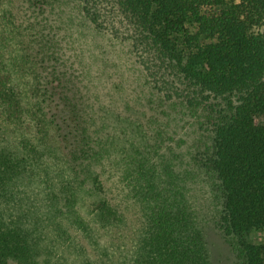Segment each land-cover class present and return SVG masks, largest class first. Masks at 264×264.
I'll list each match as a JSON object with an SVG mask.
<instances>
[{"label":"trees","instance_id":"16d2710c","mask_svg":"<svg viewBox=\"0 0 264 264\" xmlns=\"http://www.w3.org/2000/svg\"><path fill=\"white\" fill-rule=\"evenodd\" d=\"M261 232L264 0H0V264H264Z\"/></svg>","mask_w":264,"mask_h":264},{"label":"rangeland","instance_id":"374dc122","mask_svg":"<svg viewBox=\"0 0 264 264\" xmlns=\"http://www.w3.org/2000/svg\"><path fill=\"white\" fill-rule=\"evenodd\" d=\"M111 49L115 53V58L117 57L118 60H126L128 58L127 50H123V47L121 45L117 44L115 46H112ZM188 134L190 135L191 133H188ZM194 138H195V135L188 142L192 143L194 141ZM204 178H205L207 185H208V188L212 194V195H210V197L208 195L210 208L212 209V211H214V214L217 212L219 214V212L222 209V197H221L220 191L218 190V185H217L216 179L213 176V174H211L210 172H208L206 170H204ZM218 238L220 239L219 236H218ZM259 239L261 240V242H264V232L260 233ZM223 244L225 247V249H223V251L224 252L227 251L225 253V255L228 256V254H230V251L228 249L229 247L225 243H223ZM69 263H71V262H69Z\"/></svg>","mask_w":264,"mask_h":264}]
</instances>
